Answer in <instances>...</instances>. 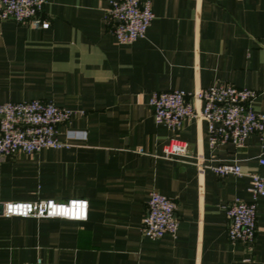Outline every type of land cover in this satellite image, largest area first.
<instances>
[{
	"label": "crops",
	"instance_id": "crops-1",
	"mask_svg": "<svg viewBox=\"0 0 264 264\" xmlns=\"http://www.w3.org/2000/svg\"><path fill=\"white\" fill-rule=\"evenodd\" d=\"M108 2L45 0L47 27L0 19V103L75 110L57 133L73 130L70 146L0 159V264H264V195L251 248L228 238L226 213L234 197L251 199L248 172L264 174V133L210 147L200 115L171 129L149 105L155 90L228 82L256 90L264 111V0H150L147 31L129 43L112 33ZM171 137L188 155H164ZM198 158L243 173L219 175ZM151 191L175 199V235L142 233ZM72 197L88 200L85 219L1 213L4 201Z\"/></svg>",
	"mask_w": 264,
	"mask_h": 264
},
{
	"label": "built area",
	"instance_id": "built-area-1",
	"mask_svg": "<svg viewBox=\"0 0 264 264\" xmlns=\"http://www.w3.org/2000/svg\"><path fill=\"white\" fill-rule=\"evenodd\" d=\"M45 0H0V19L10 18L18 23L34 27H47L49 22L40 15ZM105 19L111 22V31L117 41L129 43L143 37L153 18L150 0H109L105 7ZM257 91L228 82L214 83L195 90L169 89L152 91L149 105L154 120L171 129H179L186 118L200 115L206 121L207 140L210 147L228 141L237 146L245 144L246 137L264 133V111L255 109L253 101ZM191 99L201 102L196 107ZM75 110L50 100L31 98L0 103V159L17 151L33 153L42 147H68L75 137L73 130L66 132V140L57 136L58 126L67 121ZM264 151V144H262ZM166 156L188 155L187 142L171 137L164 145ZM199 167L209 166L215 173L242 174L238 162L221 161L205 163L197 159ZM264 164V156L259 157ZM250 200L234 197L226 207L227 235L231 241L239 240L251 248L257 230L256 199L264 195V174L249 171ZM175 199L157 191H151L146 211L141 221V231L148 237H160L165 233L175 235L178 218ZM3 215L59 216L85 219L88 200L72 197L64 201L53 198L35 200H10L1 204ZM25 264H42L40 257Z\"/></svg>",
	"mask_w": 264,
	"mask_h": 264
}]
</instances>
